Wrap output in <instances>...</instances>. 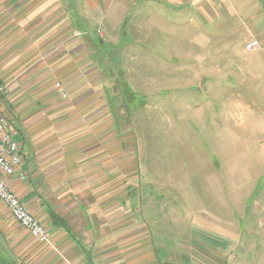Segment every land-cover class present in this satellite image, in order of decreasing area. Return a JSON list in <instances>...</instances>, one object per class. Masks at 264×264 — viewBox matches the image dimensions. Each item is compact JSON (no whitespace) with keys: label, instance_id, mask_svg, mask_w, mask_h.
<instances>
[{"label":"crops","instance_id":"crops-1","mask_svg":"<svg viewBox=\"0 0 264 264\" xmlns=\"http://www.w3.org/2000/svg\"><path fill=\"white\" fill-rule=\"evenodd\" d=\"M197 5L220 11L219 29L235 17L254 24L247 45L260 42L264 64V0H0V113L22 157L8 185L51 235L40 243L0 203V264H264V201L252 212L261 217L223 224L207 211L189 222V210L163 208L157 194H112L110 131L104 106L95 109L105 99L72 80L82 56L96 64L108 54L100 30L122 41L128 24Z\"/></svg>","mask_w":264,"mask_h":264},{"label":"rangeland","instance_id":"rangeland-1","mask_svg":"<svg viewBox=\"0 0 264 264\" xmlns=\"http://www.w3.org/2000/svg\"><path fill=\"white\" fill-rule=\"evenodd\" d=\"M199 7L126 24L136 28L122 41L100 30L108 54L93 55L96 64L74 56L88 65L72 80L105 99L95 109L104 106L109 126L112 194H157L163 208L189 210V222L207 211L239 224L261 217L252 212L264 201L263 58L246 50L254 24L235 17L219 29L220 11Z\"/></svg>","mask_w":264,"mask_h":264},{"label":"built area","instance_id":"built-area-1","mask_svg":"<svg viewBox=\"0 0 264 264\" xmlns=\"http://www.w3.org/2000/svg\"><path fill=\"white\" fill-rule=\"evenodd\" d=\"M261 47L254 41L246 46L248 51ZM61 87L60 83L56 84ZM21 149L12 137L10 121L0 113V202L7 208L15 222L26 230L34 239L43 244L51 243L49 230L40 222L28 208L22 204L16 193L8 185V181L16 174L22 165ZM25 176L22 175V179Z\"/></svg>","mask_w":264,"mask_h":264}]
</instances>
